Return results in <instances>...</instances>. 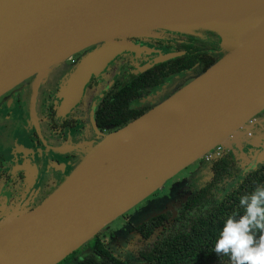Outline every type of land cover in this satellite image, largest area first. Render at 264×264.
I'll use <instances>...</instances> for the list:
<instances>
[{
    "label": "water",
    "instance_id": "water-1",
    "mask_svg": "<svg viewBox=\"0 0 264 264\" xmlns=\"http://www.w3.org/2000/svg\"><path fill=\"white\" fill-rule=\"evenodd\" d=\"M157 30L215 33L224 51L158 104L105 135L36 206L0 221V264H57L104 226L218 145H238L264 110V0H0V96L93 47L59 92L64 115L92 75L123 53L156 54L138 73L185 54L131 38L166 39ZM172 75L140 102L162 94ZM264 160V147L254 157Z\"/></svg>",
    "mask_w": 264,
    "mask_h": 264
},
{
    "label": "flooded vegetation",
    "instance_id": "flooded-vegetation-1",
    "mask_svg": "<svg viewBox=\"0 0 264 264\" xmlns=\"http://www.w3.org/2000/svg\"><path fill=\"white\" fill-rule=\"evenodd\" d=\"M195 32L207 33L204 30ZM157 33H160L166 39L131 38L129 40L148 48L166 52L164 48L159 47L157 41L172 40L174 38L173 33L178 32L157 30ZM92 48L89 47L85 50L89 52ZM85 54H81V51H79L50 67L47 76L38 84L34 98H32V90L36 79L35 75L0 96V146L5 148L2 149L4 151L0 150V221L16 207H23L28 210L39 204L74 169L81 160L79 155L86 145L94 146L105 135L124 126L108 125L102 127V114L108 115L111 113V100L115 98V93L125 82L133 78V75L139 74L137 66L150 62L156 56V54L148 56L142 54L140 57H135L129 53L117 56L98 75L90 77L84 86L80 101L62 115L59 111L61 102L59 92L66 81L61 85L56 84L49 87L50 77L62 70L63 64L67 66L65 69L68 71L69 69L74 71ZM119 57H131V61L136 62L137 65L128 66L130 71L128 77L125 80L113 81L109 89L103 91L96 101L93 94L98 85V80ZM172 85L166 88L165 91ZM155 91L156 86L143 97L131 100L129 109L140 111L143 114L158 104L165 91L150 101H139L141 98H147L154 94ZM112 97L113 99H111ZM50 103L52 105L48 106ZM247 125L253 129L242 131L243 136L238 145H233L231 149L222 145L219 157L201 158L209 175L200 187L204 186L212 177V163L225 155L230 156L231 162L239 171L237 176L241 180L246 176L244 169L252 167L254 170L264 164V160L256 162L253 158L264 147V110L250 119ZM9 129L13 133V142L4 147ZM200 187L185 189L179 195L176 205L170 209L138 225L127 226L128 233H126V236L107 228L115 220L125 216L135 205L104 226L93 238L57 264H81L80 261L82 260L83 263H88V259H92L98 264H154V256L152 255L148 259L143 255V252L146 250L154 252V246L152 245L156 242L157 237L161 236L174 224V221L181 214L182 204L187 196L191 191ZM162 215L165 216L164 219L157 223L153 222L150 231L145 227L139 229L141 226L146 225L148 221ZM97 244L103 248V253L97 252Z\"/></svg>",
    "mask_w": 264,
    "mask_h": 264
},
{
    "label": "trees",
    "instance_id": "trees-1",
    "mask_svg": "<svg viewBox=\"0 0 264 264\" xmlns=\"http://www.w3.org/2000/svg\"><path fill=\"white\" fill-rule=\"evenodd\" d=\"M200 31V30H198ZM195 34L173 33L172 40H158L159 47L166 53L184 51L185 54L157 64L148 70L133 75L129 81L115 93L111 99V113L102 114V127L125 125L140 116V111L129 109V103L137 97H143L155 86L162 84L172 75L191 69L195 65L200 73L212 65L218 58L211 52L219 46V37L211 32ZM212 177L199 189L191 191L182 204L181 214L154 243V252L144 251L143 255L155 258L154 264H230L227 256L212 252L214 242L224 220L234 213L242 212L238 199L256 186L264 185V164L247 172L244 178L238 177L239 171L225 155L214 161L211 166ZM164 215L148 221L145 227L151 230L152 223L160 222ZM257 232L256 236L259 237ZM98 253L103 248L96 245ZM81 264H98L92 259Z\"/></svg>",
    "mask_w": 264,
    "mask_h": 264
},
{
    "label": "rangeland",
    "instance_id": "rangeland-1",
    "mask_svg": "<svg viewBox=\"0 0 264 264\" xmlns=\"http://www.w3.org/2000/svg\"><path fill=\"white\" fill-rule=\"evenodd\" d=\"M218 51L219 53L215 54L217 58L222 56L224 52L222 50L221 51L218 50ZM87 52L88 51L84 49L83 51H81V54H85ZM64 65L65 64H63L62 70H59L50 77L48 83L50 85L49 87H52L56 84L59 85H61V83L63 84L73 73V70L70 71L69 69L68 71L67 69H65L67 66ZM131 65H135V66L137 65L136 62L131 61V57H119L118 59H116V61L112 63L109 69L98 80L99 81L98 85L95 88L93 94L94 99L97 101L101 93L109 89L113 81L118 79L125 80L130 72L128 66ZM199 73L200 70H195V71L193 70L183 78L176 80L173 83V85L167 91L164 92V95L160 98V100L164 99L165 97L173 93L178 87H181L182 85L190 81L192 78L197 76ZM49 105H52V103L48 104V106ZM41 111H43L42 108ZM12 142H13V133L10 130L8 138L5 141L4 147L12 144ZM91 148H93V145L92 146L86 145L82 149L79 158L82 160ZM2 149L5 148L0 146V150L4 151ZM208 175L209 172L206 169L203 159L201 158L198 159L197 161H195L194 163H192L191 165H189L188 167L181 170L180 172L169 178L167 181H165L159 189H157L151 195L146 197L144 200L140 201L134 208L129 210L125 216L118 218L113 223H111L107 228H110L112 231L118 232L119 234L126 236V233H128L127 226L138 225L148 220L149 218L156 216L167 209H170L171 207L176 205L180 197L179 195L182 193V191H184L187 188L195 189L200 187V185L205 181ZM5 217L6 216H4L2 220L5 219Z\"/></svg>",
    "mask_w": 264,
    "mask_h": 264
},
{
    "label": "clouds",
    "instance_id": "clouds-1",
    "mask_svg": "<svg viewBox=\"0 0 264 264\" xmlns=\"http://www.w3.org/2000/svg\"><path fill=\"white\" fill-rule=\"evenodd\" d=\"M252 170L248 167L243 171ZM238 204L242 212L224 220L212 252L227 256L230 264H264V185L241 195Z\"/></svg>",
    "mask_w": 264,
    "mask_h": 264
},
{
    "label": "built area",
    "instance_id": "built-area-1",
    "mask_svg": "<svg viewBox=\"0 0 264 264\" xmlns=\"http://www.w3.org/2000/svg\"><path fill=\"white\" fill-rule=\"evenodd\" d=\"M221 146H222V145H218V146H216V147L213 148L211 151H209L208 153H206V154L204 155V157H205L206 159H208V158H217V157H219V156L221 155Z\"/></svg>",
    "mask_w": 264,
    "mask_h": 264
}]
</instances>
